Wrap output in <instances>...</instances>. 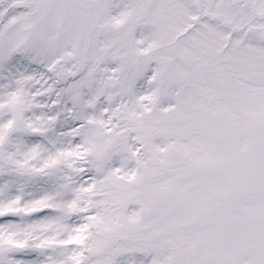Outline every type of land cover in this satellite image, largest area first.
Masks as SVG:
<instances>
[{"label": "snow or ice", "instance_id": "obj_1", "mask_svg": "<svg viewBox=\"0 0 264 264\" xmlns=\"http://www.w3.org/2000/svg\"><path fill=\"white\" fill-rule=\"evenodd\" d=\"M0 264H264V0H0Z\"/></svg>", "mask_w": 264, "mask_h": 264}]
</instances>
